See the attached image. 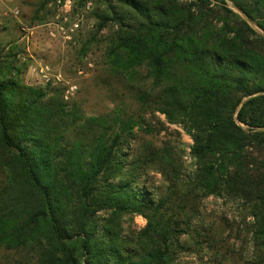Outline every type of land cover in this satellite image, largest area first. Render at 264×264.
Segmentation results:
<instances>
[{"label": "trees", "instance_id": "16d2710c", "mask_svg": "<svg viewBox=\"0 0 264 264\" xmlns=\"http://www.w3.org/2000/svg\"><path fill=\"white\" fill-rule=\"evenodd\" d=\"M103 4L95 15L116 27L107 63L128 80L145 69L136 99L191 133L197 169L182 178L172 148L133 149L142 114L84 117L59 89L4 76L0 250L33 264H180L182 235L201 231L192 220L215 195L248 201L264 264V0ZM149 168L166 182L157 197L140 179ZM134 215L145 225L125 230Z\"/></svg>", "mask_w": 264, "mask_h": 264}, {"label": "rangeland", "instance_id": "374dc122", "mask_svg": "<svg viewBox=\"0 0 264 264\" xmlns=\"http://www.w3.org/2000/svg\"><path fill=\"white\" fill-rule=\"evenodd\" d=\"M68 1L0 0V78L41 87L48 96L59 89L67 107L77 108L84 117L113 110L142 114V127L134 128L131 147L150 143L172 148L177 161L179 158L180 176L193 173L197 162L192 154L187 155V147L193 144L191 133L168 122L159 111L143 112L136 99L145 69L137 68L138 74L128 80L107 63L109 39L116 27L110 21L102 23L94 13L104 7L103 0ZM140 179L154 197L165 190L166 182L156 168H149ZM250 211L248 201L241 197L208 195L200 200L192 227L201 231L182 235L190 251L179 256V263L255 264V222ZM122 223L125 230H138L146 220L134 215L131 222L125 216ZM0 264L33 261L13 250H0Z\"/></svg>", "mask_w": 264, "mask_h": 264}, {"label": "built area", "instance_id": "2783aa9c", "mask_svg": "<svg viewBox=\"0 0 264 264\" xmlns=\"http://www.w3.org/2000/svg\"><path fill=\"white\" fill-rule=\"evenodd\" d=\"M67 2H69V1L67 0ZM14 14H17V11H15ZM42 71L43 70L41 69V72ZM187 155H189V156L191 155V148H190V146L187 147Z\"/></svg>", "mask_w": 264, "mask_h": 264}]
</instances>
